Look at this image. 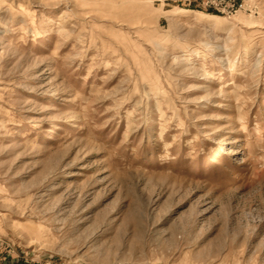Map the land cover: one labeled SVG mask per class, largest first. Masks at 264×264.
Listing matches in <instances>:
<instances>
[{"label":"rangeland","instance_id":"rangeland-1","mask_svg":"<svg viewBox=\"0 0 264 264\" xmlns=\"http://www.w3.org/2000/svg\"><path fill=\"white\" fill-rule=\"evenodd\" d=\"M233 3L0 0V264H264V0Z\"/></svg>","mask_w":264,"mask_h":264},{"label":"built area","instance_id":"built-area-1","mask_svg":"<svg viewBox=\"0 0 264 264\" xmlns=\"http://www.w3.org/2000/svg\"><path fill=\"white\" fill-rule=\"evenodd\" d=\"M209 2L211 3V4H213V5H218V6H220V5H223V4H225L226 3V5L225 6H230V7H234L235 9L233 10V11H235V10H237V9H239V8H242V4H240V5H235L234 3H233V0H209Z\"/></svg>","mask_w":264,"mask_h":264},{"label":"bare ground","instance_id":"bare-ground-1","mask_svg":"<svg viewBox=\"0 0 264 264\" xmlns=\"http://www.w3.org/2000/svg\"><path fill=\"white\" fill-rule=\"evenodd\" d=\"M211 17H212L213 19H217V20L219 19L218 17H215V16H211Z\"/></svg>","mask_w":264,"mask_h":264}]
</instances>
